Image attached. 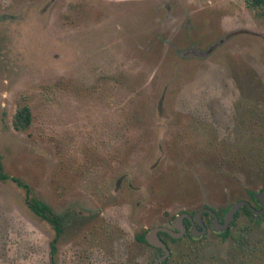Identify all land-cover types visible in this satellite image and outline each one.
Returning <instances> with one entry per match:
<instances>
[{
	"label": "rangeland",
	"instance_id": "374dc122",
	"mask_svg": "<svg viewBox=\"0 0 264 264\" xmlns=\"http://www.w3.org/2000/svg\"><path fill=\"white\" fill-rule=\"evenodd\" d=\"M247 3L0 0V161L64 218L51 257L52 226L0 181V264H152L137 236L264 189V1ZM218 233L167 241L166 264H264V219Z\"/></svg>",
	"mask_w": 264,
	"mask_h": 264
},
{
	"label": "trees",
	"instance_id": "16d2710c",
	"mask_svg": "<svg viewBox=\"0 0 264 264\" xmlns=\"http://www.w3.org/2000/svg\"><path fill=\"white\" fill-rule=\"evenodd\" d=\"M264 0H252V2H249L248 0V5L249 6H260L263 4ZM31 124V114H30V110L27 107H23L20 110L17 111L14 121H13V127L15 130L17 131H23L25 130L27 127H29ZM11 178H9L5 172L3 171V167L0 161V181H6L9 180ZM11 181H13L14 183H16V185L20 188H22L25 191V203L27 205V207L30 209V211H32L36 216L40 217L43 220H46L53 228V230L55 231V236L53 238V240L50 242V255L51 257L55 254L56 252V247H55V243L58 240L59 236L62 234L63 229H64V218L61 216L56 215L49 206H47L45 203L37 200L36 198L31 196V191L29 189V187L23 183L22 181L16 179V178H12ZM262 190V189H261ZM253 192L249 191L248 192V198H249V202H252L253 205L256 209H260L261 207L257 204V202L254 200L253 198ZM240 200V199H237ZM203 208H208L206 206H204ZM240 213H243L244 216L252 221V222H258L264 219V214L261 216H253V214L246 208V207H241V209L235 214V218L234 221L230 224V227L228 230H226L225 232L222 233H218L220 236L222 237H226L227 235H229V230L231 228V226L235 223V221L237 220V218L239 217ZM192 214V213H190ZM217 214V213H216ZM219 216L220 219H222V215L220 216L219 214H217ZM205 218V219H204ZM203 219L205 221V227L210 229V222H211V217L209 216V214L205 213L203 214ZM185 226L187 229H189L190 224L188 222L187 219L184 220ZM159 236L161 237V239L165 242V244L167 243V241L172 242V243H176V242H181L183 240L189 239H195L192 236L189 235V233H186L182 238L175 240L170 238L166 233H159ZM200 239V238H199ZM136 240L138 241V243L140 242L141 244H145L147 246H149L148 244H146L145 240H144V234H140L139 236L136 237ZM168 246V244H167ZM152 248V247H151ZM156 251V257L153 259V261L158 257L161 256L163 254L161 249H157V248H153ZM169 257L164 260L161 264H166L167 261L169 260ZM50 264H54L53 261L50 262Z\"/></svg>",
	"mask_w": 264,
	"mask_h": 264
},
{
	"label": "water",
	"instance_id": "95a60500",
	"mask_svg": "<svg viewBox=\"0 0 264 264\" xmlns=\"http://www.w3.org/2000/svg\"><path fill=\"white\" fill-rule=\"evenodd\" d=\"M254 200L261 207L256 209L248 200H238L229 204L224 217L222 220L216 215V213L210 208H200L195 211L193 215L183 212L176 215L171 220V227L157 226L149 230L144 235V240L152 248L161 249L163 254L158 256L152 264H161L166 260L171 251L167 244L160 238L159 233H166L170 238L178 240L184 236L186 233V227L184 225V220L187 219L191 223V229L189 234L192 237H202L205 236L207 228L203 222V214L207 213L211 217L210 229L219 233L225 232L229 229L230 224L234 221L235 214L241 209V207H246L253 216H261L264 214V189L253 194Z\"/></svg>",
	"mask_w": 264,
	"mask_h": 264
},
{
	"label": "flooded vegetation",
	"instance_id": "af4514ba",
	"mask_svg": "<svg viewBox=\"0 0 264 264\" xmlns=\"http://www.w3.org/2000/svg\"><path fill=\"white\" fill-rule=\"evenodd\" d=\"M250 203H251V202H250ZM251 204H252V203H251ZM252 205H254V204H252ZM213 211H214V210H213ZM214 212H215V211H214ZM215 213H216V212H215ZM189 214H190V213H189ZM191 215H193V213H192ZM216 215H217V214H216ZM217 216H218V215H217ZM218 217H219V216H218ZM219 219H220V218H219ZM222 219H223V218H222ZM222 219H220V220H222ZM203 221H204V220H203ZM188 222H189V221H188ZM189 224H190V227H189V229L186 228V233H189V231H190V229H191V226H192V225H191L190 222H189ZM184 225H185V223H184ZM204 225H205V224H204ZM209 225H210V224H209ZM185 227H186V226H185ZM168 228H169V227H168ZM170 228H172V227H170ZM186 233H185V234H186ZM185 234H184V235H185ZM189 235H190V234H189ZM190 236H191V235H190ZM160 238H161V237H160Z\"/></svg>",
	"mask_w": 264,
	"mask_h": 264
}]
</instances>
